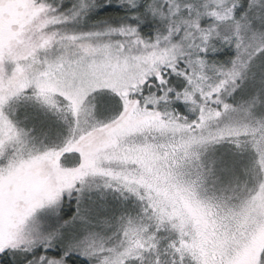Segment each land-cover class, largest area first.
Wrapping results in <instances>:
<instances>
[{
	"label": "snow or ice",
	"instance_id": "obj_1",
	"mask_svg": "<svg viewBox=\"0 0 264 264\" xmlns=\"http://www.w3.org/2000/svg\"><path fill=\"white\" fill-rule=\"evenodd\" d=\"M0 264H264V0H0Z\"/></svg>",
	"mask_w": 264,
	"mask_h": 264
}]
</instances>
